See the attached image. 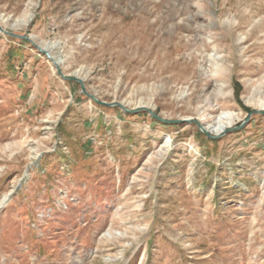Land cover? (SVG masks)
<instances>
[{
    "label": "rangeland",
    "instance_id": "obj_1",
    "mask_svg": "<svg viewBox=\"0 0 264 264\" xmlns=\"http://www.w3.org/2000/svg\"><path fill=\"white\" fill-rule=\"evenodd\" d=\"M28 2L0 27L97 99L238 128L98 105L0 31V264H264V0Z\"/></svg>",
    "mask_w": 264,
    "mask_h": 264
},
{
    "label": "bare ground",
    "instance_id": "obj_2",
    "mask_svg": "<svg viewBox=\"0 0 264 264\" xmlns=\"http://www.w3.org/2000/svg\"><path fill=\"white\" fill-rule=\"evenodd\" d=\"M32 3H33V0H29L27 8L25 12L23 13V16L21 19L23 24H27L31 18L30 10L32 11L31 9ZM3 20H4V17H2V21ZM252 28H256V23L252 26ZM40 47L43 48L46 52H48V54L51 55L59 65L62 64L64 60L63 56L58 55L57 58H55L54 57L55 54H53L52 52V49L59 48L58 43L56 42H49L46 44L43 43L42 45H40ZM212 57H215V56L212 55ZM215 67L217 69L218 67L217 62H215ZM213 73L217 74V71L216 72L214 71ZM248 91H249V96L247 97V101L254 103L257 108L264 110V75L262 78L258 80V82L252 84L250 87V90ZM142 104L143 103L140 102L138 103V106H142ZM207 110H208L207 108H203L200 111L198 120L201 121V123L203 122L206 125V128L209 131H211V133H220L224 129L228 128V126L233 122V119H235V115L232 112L225 111V110H220L219 112H217V114L214 117L209 118L207 114Z\"/></svg>",
    "mask_w": 264,
    "mask_h": 264
},
{
    "label": "water",
    "instance_id": "obj_3",
    "mask_svg": "<svg viewBox=\"0 0 264 264\" xmlns=\"http://www.w3.org/2000/svg\"><path fill=\"white\" fill-rule=\"evenodd\" d=\"M0 31H2L3 33L5 34H8V35H11V36H14V37H18V38H24V39H27L28 41H30L39 51L43 52L45 55H47V57L52 61L53 65L55 66L56 68V71L57 73L59 74V76L64 79V80H69V81H74V82H77L80 86V90L81 92L91 101H93L94 103L98 104V105H102V106H107V107H110V106H118L120 109H122L123 111H126V112H136V111H139V110H145L147 111L150 116L160 122H164V123H181V122H193L197 125V127L199 128V130L205 134L206 136L210 137V138H217L221 135L224 134V132L226 131H230V130H234V129H237L238 127H233V128H230V129H226L225 131L219 133V134H216V135H210L209 132H207L204 127L201 125V123L198 121V120H192V119H182V120H167V119H163L161 117H159L158 115H156L151 109H149L147 106H140V107H135V108H132V109H127L125 107V105L123 103H120V102H110V103H107V102H104V101H101L99 99H97L94 95L88 93L85 89V86H84V83H83V79L77 75H70V74H64L62 71H61V68H60V65L55 61V59L48 54V52H46L43 48L40 47V45H37L34 43L33 39L30 38V37H26V36H20V35H16L12 32H9V31H6L4 29H2L0 27ZM252 113H260V114H264V110L263 109H257V110H251L249 113H248V116L246 118V120L249 118V116L252 114Z\"/></svg>",
    "mask_w": 264,
    "mask_h": 264
}]
</instances>
